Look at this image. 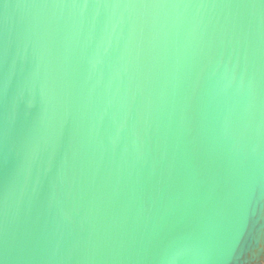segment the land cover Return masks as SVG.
Segmentation results:
<instances>
[{"label":"water","instance_id":"water-1","mask_svg":"<svg viewBox=\"0 0 264 264\" xmlns=\"http://www.w3.org/2000/svg\"><path fill=\"white\" fill-rule=\"evenodd\" d=\"M0 264H264V0H0Z\"/></svg>","mask_w":264,"mask_h":264}]
</instances>
